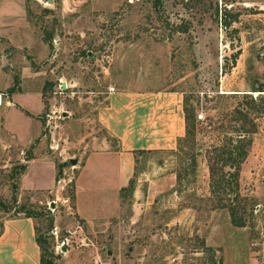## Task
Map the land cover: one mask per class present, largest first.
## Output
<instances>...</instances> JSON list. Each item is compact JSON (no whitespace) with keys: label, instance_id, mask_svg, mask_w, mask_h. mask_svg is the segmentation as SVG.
<instances>
[{"label":"rangeland","instance_id":"374dc122","mask_svg":"<svg viewBox=\"0 0 264 264\" xmlns=\"http://www.w3.org/2000/svg\"><path fill=\"white\" fill-rule=\"evenodd\" d=\"M23 6L24 18L21 4L0 26V66L6 71L13 61L11 85L19 82L20 66L28 67L20 84L36 80L42 99L25 92L20 103L43 117L28 147L0 152V235L6 219L30 210L54 264H264V91L254 90L264 82V0H24ZM110 86L181 91L193 126L175 149L135 153L133 184L116 194V214L102 211L113 198L106 188L82 196L81 206L98 214L86 221L75 211V177L88 148L104 139L115 145L96 119ZM23 92L14 88L11 96ZM9 117L22 133L20 116ZM250 129L237 186L212 192L209 166L221 170L214 148ZM40 156L78 162L64 166L50 190L22 188L20 166ZM36 168L26 177L32 184L47 172ZM220 201L236 206L243 226L231 223ZM26 222L11 223L0 240V264H38Z\"/></svg>","mask_w":264,"mask_h":264},{"label":"crops","instance_id":"0c3cea01","mask_svg":"<svg viewBox=\"0 0 264 264\" xmlns=\"http://www.w3.org/2000/svg\"><path fill=\"white\" fill-rule=\"evenodd\" d=\"M1 1L0 26L7 21L6 16L9 11L11 12V10L15 9L20 12L21 4L23 7L21 14L24 18V0H11L6 3ZM8 2H11V4H8ZM3 15L5 19H3ZM15 45L19 44L15 43ZM10 66H14L13 61L10 62ZM11 67L7 66V70L14 72ZM2 68L0 66V77L3 76L6 79L4 78L3 81L1 79L0 82V109L3 110L5 108L6 117H0V152L6 153L7 148L13 146L24 149L32 143L33 139L39 138L41 129L37 126L40 122L38 111H34L28 106H23L20 100H24L23 95L25 92L32 93L40 99L42 86L38 83L35 84V80L31 82V85L27 84L22 87L20 81L24 76H28L29 70L26 65H21L19 82L16 88L20 92H24L11 96L8 87L11 86L12 80L8 79L7 70L5 71ZM36 72L38 71L30 73L32 78L36 79L35 76L38 74ZM183 102L184 94L178 90L113 89L109 91L107 103L98 109L96 119L101 128L115 140V145L112 147L109 141L104 139L99 146L93 145L95 148H88L85 153L83 163L78 168V173L75 177V211L80 218L88 221L97 217L98 214L92 216L91 213L93 214V212L90 213L81 206V197H85L87 193L97 188H106L113 195L112 201L102 211L104 213L110 211L113 215L117 213L116 194L120 189L128 186L129 179L134 173L136 163L134 151L140 149L172 150L176 148L178 140L185 134ZM11 113L18 114L22 119V133L14 128L15 126L9 117ZM37 128L38 130L33 134V130ZM92 141L95 144L97 143V141ZM54 163L48 157L32 158L26 163L20 178V186L22 188L50 190L56 183ZM35 165H39L40 170H47V172L41 175L35 184H32L31 181L26 180V177L31 173V169L38 171ZM23 221H27L26 223L29 224V226L26 225L25 227L28 228L27 233L31 239L34 240L32 238L34 237V227L29 217L6 219L0 240L5 239L11 223L18 224ZM32 248H35L39 255V248L35 242L32 244Z\"/></svg>","mask_w":264,"mask_h":264},{"label":"trees","instance_id":"16d2710c","mask_svg":"<svg viewBox=\"0 0 264 264\" xmlns=\"http://www.w3.org/2000/svg\"><path fill=\"white\" fill-rule=\"evenodd\" d=\"M225 24H229V21H225ZM18 82L17 79H14V83L8 87V91L11 92L14 88H16ZM254 90H262L264 91V82H259L256 85V88ZM183 112H184V119H185V134H189L191 132V127L192 122H190V110L187 107L186 104V99L184 96V102H183ZM238 112L243 116L247 117V112L243 111L242 109H239ZM42 115L39 117L40 120H42ZM244 132V131H243ZM253 132V129L246 130L243 134H238L237 138L233 140L232 138H228L226 142H224L221 146L214 148V156L212 159L216 163L221 164V170L216 172L215 166L213 164H210L209 169H210V176H211V191L215 193H225L226 192V187L229 186L230 184H234L237 186V180L239 176V171H240V165L243 162V160L247 156V145L250 142L248 139H246V133ZM242 135V136H241ZM151 150H136L134 153H143ZM69 164L68 161H63L61 163H57L56 165V175L55 179H59V175L62 172V168L66 165ZM26 165L20 166V169L18 170V174H21ZM224 167H228L230 170L228 171H223L222 169ZM133 184V179L130 178L128 182V186H132ZM127 187V186H126ZM123 187L122 189L126 188ZM227 193V192H226ZM74 198V195L71 196ZM221 202V207H226L228 212H229V217L230 221L233 225L235 226H243L244 221L237 215V208L235 205L232 204H226ZM26 217H31L35 218L36 214H34L33 211H28L25 213ZM50 223L52 224V219L50 220ZM50 224V225H51ZM34 230H36L35 235V241L36 244L39 248V264H54V261L50 258L45 257V252L47 251V241L45 237H42L41 234L37 233V228L36 226L34 227ZM52 255V253L50 254Z\"/></svg>","mask_w":264,"mask_h":264},{"label":"built area","instance_id":"2783aa9c","mask_svg":"<svg viewBox=\"0 0 264 264\" xmlns=\"http://www.w3.org/2000/svg\"><path fill=\"white\" fill-rule=\"evenodd\" d=\"M109 89H110V90H113V87L110 86ZM0 105H1V92H0ZM47 116H48V117H51L49 114H47ZM197 117H198L199 119H202V118H203V113H198V114H197ZM66 232H67L68 234H72V233L75 232V230L68 229V230H66ZM53 233L56 235L57 232L55 231V229H54ZM61 243H62V242H61ZM63 244H64V243H63ZM258 264H261V263H258Z\"/></svg>","mask_w":264,"mask_h":264},{"label":"water","instance_id":"95a60500","mask_svg":"<svg viewBox=\"0 0 264 264\" xmlns=\"http://www.w3.org/2000/svg\"><path fill=\"white\" fill-rule=\"evenodd\" d=\"M49 1H52V0H49ZM63 86H65V83H63ZM77 162H78L77 158H70L69 159V163L71 165H75ZM51 203L53 204L54 202H51ZM65 249H66V245L65 244H62V250H65Z\"/></svg>","mask_w":264,"mask_h":264}]
</instances>
